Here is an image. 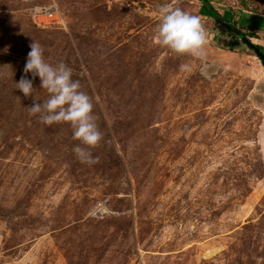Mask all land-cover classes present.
I'll return each instance as SVG.
<instances>
[{
  "label": "rangeland",
  "instance_id": "1",
  "mask_svg": "<svg viewBox=\"0 0 264 264\" xmlns=\"http://www.w3.org/2000/svg\"><path fill=\"white\" fill-rule=\"evenodd\" d=\"M211 2L264 47V0ZM53 3L66 29L34 24ZM165 4L201 18L203 58L158 45ZM201 7L0 0V264H264V63ZM32 41L91 98L98 162L81 163L71 126L43 124L16 89L32 79L48 99L24 72Z\"/></svg>",
  "mask_w": 264,
  "mask_h": 264
},
{
  "label": "clouds",
  "instance_id": "2",
  "mask_svg": "<svg viewBox=\"0 0 264 264\" xmlns=\"http://www.w3.org/2000/svg\"><path fill=\"white\" fill-rule=\"evenodd\" d=\"M158 16L155 40L160 47L177 55L200 58L206 55L207 32L199 16L167 4L158 9ZM24 72L31 73L33 78L39 77L41 89L49 94L46 101L36 103L32 79L22 77L15 83L25 98L33 97V104L28 108L30 114H38L45 125L69 124L73 129V139L80 141V145L72 149L77 159L85 164L98 162V157H94L90 150L101 142L102 133L92 114L91 98L81 90L80 82L72 79V69L64 63L50 64L45 59L42 46L32 41Z\"/></svg>",
  "mask_w": 264,
  "mask_h": 264
},
{
  "label": "trees",
  "instance_id": "3",
  "mask_svg": "<svg viewBox=\"0 0 264 264\" xmlns=\"http://www.w3.org/2000/svg\"><path fill=\"white\" fill-rule=\"evenodd\" d=\"M202 2V7L200 9V14L204 17L213 18L218 23H222L226 29L227 34H230L231 38H239L242 40L250 49L255 51L256 55L257 52H260L264 56V47L260 45H253L247 39V37H254V35H246L241 30H239L235 24H232L233 15L230 9L221 8L223 13L219 12V7L212 4L211 0H199ZM242 25H245V23Z\"/></svg>",
  "mask_w": 264,
  "mask_h": 264
},
{
  "label": "built area",
  "instance_id": "4",
  "mask_svg": "<svg viewBox=\"0 0 264 264\" xmlns=\"http://www.w3.org/2000/svg\"><path fill=\"white\" fill-rule=\"evenodd\" d=\"M34 24L41 29H66L67 20L63 12L54 3L49 7H35L32 11Z\"/></svg>",
  "mask_w": 264,
  "mask_h": 264
},
{
  "label": "water",
  "instance_id": "5",
  "mask_svg": "<svg viewBox=\"0 0 264 264\" xmlns=\"http://www.w3.org/2000/svg\"><path fill=\"white\" fill-rule=\"evenodd\" d=\"M258 56L262 59L263 63H264V56L260 53V52H257Z\"/></svg>",
  "mask_w": 264,
  "mask_h": 264
}]
</instances>
